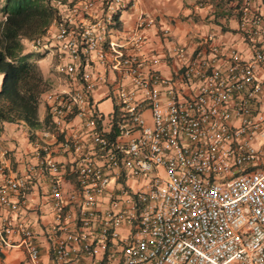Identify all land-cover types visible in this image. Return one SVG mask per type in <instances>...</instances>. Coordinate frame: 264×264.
<instances>
[{"label": "built area", "instance_id": "1", "mask_svg": "<svg viewBox=\"0 0 264 264\" xmlns=\"http://www.w3.org/2000/svg\"><path fill=\"white\" fill-rule=\"evenodd\" d=\"M133 1L51 0L55 18L28 40L65 84L42 94L43 136L79 125L66 166L43 142L0 179V250L20 249L19 264H264V4L237 0L244 52L201 35L190 53L170 48L164 75L143 68L147 16L112 36ZM100 87L120 111L113 139L92 96ZM38 178L51 215L43 242L29 219Z\"/></svg>", "mask_w": 264, "mask_h": 264}, {"label": "crops", "instance_id": "2", "mask_svg": "<svg viewBox=\"0 0 264 264\" xmlns=\"http://www.w3.org/2000/svg\"><path fill=\"white\" fill-rule=\"evenodd\" d=\"M236 3L237 0H134L131 6L118 13L119 29L112 36H122L130 32L135 27L139 16H147L151 24L142 30L144 34V44L141 49L143 68L144 70L154 68L168 75L176 65V59L169 53L170 48L176 46L190 53L196 47L198 36L201 35H212L215 43L223 49L233 46L242 52L246 50L245 44L236 32ZM254 3L257 6L263 5L264 0H254ZM21 42L23 51L28 52V40L22 39ZM32 53L42 55L33 60L42 76L51 83V90L64 89V80L54 70L53 56ZM153 55L158 58L155 64L150 60ZM41 61H44L42 66ZM105 93L106 89L100 87L94 90L92 95L103 115V123L107 121L112 109V102ZM45 112V103L41 97L37 107L38 120L43 119ZM78 125L79 120L73 117L67 122L63 134L43 136L46 130H37L33 132V139L29 140L27 127L22 123L3 122L0 130V167L2 169L0 179L3 176L22 172L24 165L33 160V150L43 142L48 146L52 158L66 166L72 155L66 138ZM31 182L29 199L33 210L29 214V219L32 221V229L38 241L43 242V227L51 218L46 186L40 178ZM61 182L65 190L73 185L72 179L63 174H61ZM3 214L4 210H0V215ZM0 257L5 264H19L23 261L20 249L0 250Z\"/></svg>", "mask_w": 264, "mask_h": 264}, {"label": "trees", "instance_id": "3", "mask_svg": "<svg viewBox=\"0 0 264 264\" xmlns=\"http://www.w3.org/2000/svg\"><path fill=\"white\" fill-rule=\"evenodd\" d=\"M51 0H2L0 2V130L2 123H22L32 140L37 130L50 127L47 112L37 118L42 94L50 89L33 59L42 55L24 52L22 39H32L44 32L55 18ZM114 26L119 27L118 14ZM34 56V58H33ZM120 111L113 105L105 122L109 139L118 133Z\"/></svg>", "mask_w": 264, "mask_h": 264}, {"label": "rangeland", "instance_id": "4", "mask_svg": "<svg viewBox=\"0 0 264 264\" xmlns=\"http://www.w3.org/2000/svg\"><path fill=\"white\" fill-rule=\"evenodd\" d=\"M44 61H41L40 62V65L42 66L44 63H43ZM55 74V73H54ZM50 89H51V83H50Z\"/></svg>", "mask_w": 264, "mask_h": 264}, {"label": "clouds", "instance_id": "5", "mask_svg": "<svg viewBox=\"0 0 264 264\" xmlns=\"http://www.w3.org/2000/svg\"><path fill=\"white\" fill-rule=\"evenodd\" d=\"M30 51V50H29ZM32 52V51H31Z\"/></svg>", "mask_w": 264, "mask_h": 264}]
</instances>
